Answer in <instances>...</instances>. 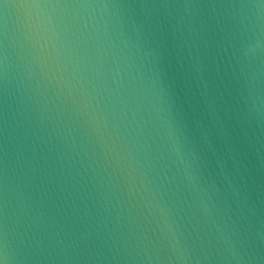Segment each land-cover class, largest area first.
Wrapping results in <instances>:
<instances>
[{
  "label": "clouds",
  "instance_id": "1",
  "mask_svg": "<svg viewBox=\"0 0 264 264\" xmlns=\"http://www.w3.org/2000/svg\"><path fill=\"white\" fill-rule=\"evenodd\" d=\"M0 264H264V0H0Z\"/></svg>",
  "mask_w": 264,
  "mask_h": 264
}]
</instances>
